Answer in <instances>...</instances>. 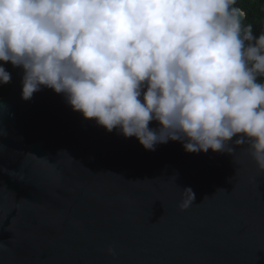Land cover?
Instances as JSON below:
<instances>
[{
	"label": "water",
	"instance_id": "95a60500",
	"mask_svg": "<svg viewBox=\"0 0 264 264\" xmlns=\"http://www.w3.org/2000/svg\"><path fill=\"white\" fill-rule=\"evenodd\" d=\"M13 68L0 97V264H264V175L247 143L149 151L50 88L23 100Z\"/></svg>",
	"mask_w": 264,
	"mask_h": 264
},
{
	"label": "clouds",
	"instance_id": "9594fccd",
	"mask_svg": "<svg viewBox=\"0 0 264 264\" xmlns=\"http://www.w3.org/2000/svg\"><path fill=\"white\" fill-rule=\"evenodd\" d=\"M235 5L0 0V61L23 69L25 101L50 88L86 120L149 151L172 140L190 153L233 155L238 137L264 175V30L254 35ZM10 82L0 65V84ZM184 191L182 209L195 201Z\"/></svg>",
	"mask_w": 264,
	"mask_h": 264
},
{
	"label": "trees",
	"instance_id": "16d2710c",
	"mask_svg": "<svg viewBox=\"0 0 264 264\" xmlns=\"http://www.w3.org/2000/svg\"><path fill=\"white\" fill-rule=\"evenodd\" d=\"M236 7L244 11V23L253 25L254 35L258 36L261 30H264V0H236ZM7 72L11 74V81L14 76V68L10 62L0 61ZM257 82L264 83V77H258ZM11 82L8 84H0V97L9 89Z\"/></svg>",
	"mask_w": 264,
	"mask_h": 264
}]
</instances>
